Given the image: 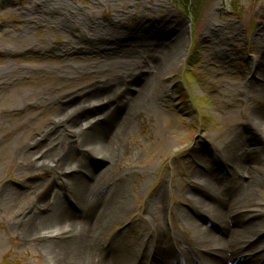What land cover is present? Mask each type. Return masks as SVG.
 I'll return each instance as SVG.
<instances>
[{
    "label": "rangeland",
    "instance_id": "rangeland-1",
    "mask_svg": "<svg viewBox=\"0 0 264 264\" xmlns=\"http://www.w3.org/2000/svg\"><path fill=\"white\" fill-rule=\"evenodd\" d=\"M263 27L264 0H0V264H56L44 244L69 238L40 235L46 230L25 238L17 228L32 214L47 226L55 223L52 211L39 204L42 198H54L73 214L78 210L64 174L32 167L37 152L55 147L44 135L59 112L70 113L84 100L66 107L68 98L106 83L131 89L135 74L155 67L145 63L148 55L171 48L173 33L180 53L167 67L156 66L154 86L121 139L124 151L106 172L101 192L114 187L116 175L129 174L128 207L102 240L148 239L147 219L175 234L184 248L205 235L191 229L193 220L212 229L210 215L199 218L191 195L201 189L194 176L199 165L216 168L233 189L247 180L242 166L229 163L236 145L264 150L262 138L247 127L252 112L264 113ZM30 132H38L40 146L28 148L37 155L27 161L21 151L32 143ZM101 136L104 143L110 137ZM257 155L244 165L262 180L256 195L263 209L256 219L264 221V153ZM86 162L89 170L78 178L89 185L88 174L99 175L105 165L93 153ZM160 190L164 202L155 204Z\"/></svg>",
    "mask_w": 264,
    "mask_h": 264
},
{
    "label": "bare ground",
    "instance_id": "bare-ground-1",
    "mask_svg": "<svg viewBox=\"0 0 264 264\" xmlns=\"http://www.w3.org/2000/svg\"><path fill=\"white\" fill-rule=\"evenodd\" d=\"M260 33L264 34V27ZM176 34L171 36V48H167L160 55L152 54L146 58V64H150L149 61L156 64L154 68L151 67L147 74H135L134 71L136 76L132 80L131 89L128 88L129 84H114L115 88L112 89V84L106 83L104 86L87 89L83 95L78 94L77 99H71L70 96L66 107L79 99L84 100L70 113L63 109L59 112L56 125L53 124L54 128L46 131L44 135L49 140V146L55 143V147L52 146L51 150L45 152H37L41 154L38 160V157L35 159L36 152L28 151L30 146L35 149L40 146L38 132H30L28 135L32 143L27 144L25 150L21 149V156L27 161L28 157L34 158V168L52 167L64 174L65 180L75 193L73 204L78 208L76 213H71L67 208L63 210L54 198H42L39 204L47 208L48 212L52 211L48 217L55 223L47 226L43 217L32 214L17 225L25 238L44 230L46 231L40 233L44 237H55L60 233L69 236L68 239L44 244L56 264H183L181 258L185 259L184 264H264V221L256 219L263 209L256 195L262 180L254 173L258 172L257 169L244 165L251 158L257 159L258 152L264 153V150L262 147L248 150L245 143L240 150L241 144L236 145L235 157L229 160L231 168L242 166L238 170L247 178L239 187L232 189L224 185L217 175V169L210 166L205 168V165H199L200 172L194 174L198 181L197 186L201 189L197 194L191 195L197 197H193V201L199 211V218L208 220L204 213L210 215L211 221L207 222H211L212 229L204 228L194 220L191 229L199 230V233L205 234L203 237L185 244V248L180 247V239L175 234L147 219L148 228L146 226L144 231H152L148 239L136 236L133 241H124L121 236H114L109 241L102 240L110 222L117 219L128 207L126 184L129 174L116 175L117 180L113 179L114 187L101 192L105 187L106 174L124 151L121 139L130 130L133 116L138 115L144 105L147 91L154 86L156 66L167 67L180 53ZM259 64L262 69L264 94V52ZM19 92L17 89L16 93ZM86 110L90 111L89 115H85ZM16 116L19 117L20 114ZM248 120L247 127L252 126V132L262 138L260 143L264 145V113L261 110L252 112ZM58 126L65 128L66 134ZM69 134L73 138L69 139ZM102 134L110 136L105 143ZM90 153L100 157L105 169L96 176L88 174L93 182L86 185L78 177L79 171L89 170L86 158ZM220 161L224 166V160ZM153 198L155 204L164 202L162 190ZM245 209L246 212H243Z\"/></svg>",
    "mask_w": 264,
    "mask_h": 264
}]
</instances>
